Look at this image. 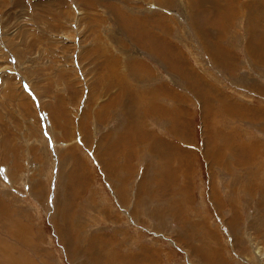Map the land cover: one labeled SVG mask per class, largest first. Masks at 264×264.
Returning a JSON list of instances; mask_svg holds the SVG:
<instances>
[{
    "label": "rangeland",
    "instance_id": "374dc122",
    "mask_svg": "<svg viewBox=\"0 0 264 264\" xmlns=\"http://www.w3.org/2000/svg\"><path fill=\"white\" fill-rule=\"evenodd\" d=\"M197 2L0 0V264H264V0Z\"/></svg>",
    "mask_w": 264,
    "mask_h": 264
},
{
    "label": "bare ground",
    "instance_id": "6f19581e",
    "mask_svg": "<svg viewBox=\"0 0 264 264\" xmlns=\"http://www.w3.org/2000/svg\"><path fill=\"white\" fill-rule=\"evenodd\" d=\"M203 1H207V0H199V2L203 5ZM260 1V0H259ZM192 2V1H191ZM195 2V1H194ZM196 2H197V0H196ZM198 3V2H197ZM193 4H195V3H193ZM183 5V4H182ZM191 7V6H190ZM194 7V6H193ZM202 8V7H201ZM183 9V8H182ZM223 9H226V7L225 8H223ZM191 10V9H190ZM193 11V10H192ZM222 14H223V12H222ZM221 14V15H222ZM249 14V13H248ZM247 14V15H248ZM249 16V15H248ZM250 17H251V15H250ZM81 18V17H80ZM124 18H125V16H124ZM248 20V19H247ZM121 21V23L124 21V20H120ZM162 24V23H161ZM139 28H141L142 29V31H143V33L145 32V34H147L148 35V30L147 29H145V28H143V27H141V25L139 26ZM139 31V30H138ZM147 32V33H146ZM162 32V31H161ZM122 33V32H121ZM139 33V32H138ZM143 33H140V34H137V32H136V38L135 39H138L139 40V36H143L144 37V41L142 40V42H145V41H147L146 39H149L148 37L149 36H147V35H143ZM220 36V35H219ZM135 36H133V38H134ZM146 38V39H145ZM219 39V38H218ZM249 40V39H248ZM153 41H154V43L156 42L157 44H158V42H161V39L159 38V37H157V38H155V39H152V43H153ZM158 41V42H157ZM146 43V42H145ZM148 43H149V40H148ZM249 43V42H248ZM204 44V43H203ZM159 45V44H158ZM206 46V45H205ZM217 64V63H216ZM116 78V77H115ZM127 78V77H126ZM120 79V78H119ZM117 81V80H116ZM122 81V80H121ZM124 81V80H123ZM123 81H122V83H123ZM125 82V81H124ZM114 84V83H113ZM127 84V83H126ZM123 86V85H122ZM129 89V88H128ZM130 91V90H129ZM122 92H123V89H122ZM123 100V99H122ZM118 102H119V100H117ZM122 102V101H121ZM120 102V103H121ZM125 102V101H124ZM150 107V106H149ZM100 111H103V110H100ZM110 168V167H109Z\"/></svg>",
    "mask_w": 264,
    "mask_h": 264
}]
</instances>
